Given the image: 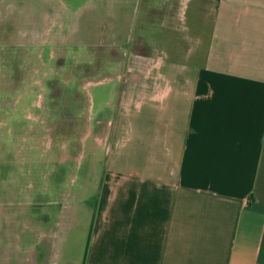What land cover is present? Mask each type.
<instances>
[{
    "label": "crops",
    "instance_id": "obj_1",
    "mask_svg": "<svg viewBox=\"0 0 264 264\" xmlns=\"http://www.w3.org/2000/svg\"><path fill=\"white\" fill-rule=\"evenodd\" d=\"M153 9L155 85L137 103L124 92L107 149L69 192L33 184L31 215L0 213V264H264V0ZM10 174L0 202L20 205ZM43 194L60 208L37 215Z\"/></svg>",
    "mask_w": 264,
    "mask_h": 264
},
{
    "label": "rangeland",
    "instance_id": "obj_2",
    "mask_svg": "<svg viewBox=\"0 0 264 264\" xmlns=\"http://www.w3.org/2000/svg\"><path fill=\"white\" fill-rule=\"evenodd\" d=\"M147 6L148 0H0V185L11 183L12 173L21 187L20 205L0 202V213L31 215L33 184L38 192L49 183L53 197L60 188L69 192L95 164L91 151L107 149L124 92L137 103L155 85L165 55L155 45L162 16L153 9L145 17ZM163 6L164 16L172 13L171 3ZM164 19L171 31L172 19ZM139 36L144 42L135 47ZM50 198L36 201L37 215L58 209ZM55 218L48 226L56 227ZM28 254L20 253V264H31Z\"/></svg>",
    "mask_w": 264,
    "mask_h": 264
}]
</instances>
